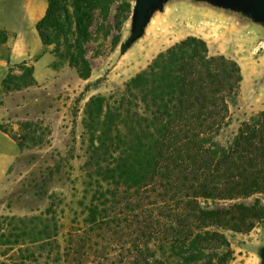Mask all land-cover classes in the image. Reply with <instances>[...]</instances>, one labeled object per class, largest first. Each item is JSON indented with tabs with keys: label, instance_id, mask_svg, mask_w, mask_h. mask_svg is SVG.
<instances>
[{
	"label": "trees",
	"instance_id": "trees-1",
	"mask_svg": "<svg viewBox=\"0 0 264 264\" xmlns=\"http://www.w3.org/2000/svg\"><path fill=\"white\" fill-rule=\"evenodd\" d=\"M46 1L36 23L41 42L55 45L87 79L84 42L96 11L106 18L113 0ZM123 3L119 10L131 11ZM241 80L234 59L210 55L202 38L188 36L131 78L121 95H92L82 121L90 231L110 227L119 210L129 209L142 239L135 264H228L233 250L219 228L250 231L264 222V201L205 209L199 199L264 200V110L241 122L231 139H218ZM34 83L31 66L22 75L9 72L1 87ZM0 131L7 133L1 124Z\"/></svg>",
	"mask_w": 264,
	"mask_h": 264
},
{
	"label": "rangeland",
	"instance_id": "rangeland-1",
	"mask_svg": "<svg viewBox=\"0 0 264 264\" xmlns=\"http://www.w3.org/2000/svg\"><path fill=\"white\" fill-rule=\"evenodd\" d=\"M134 1L113 0L106 18L98 11L94 14L84 42L91 75L83 79L54 52L55 45H43L36 27L24 22L26 17L14 16V9L23 8L24 0H0V21L8 27L0 29V42L6 38L14 42L20 29L24 43L34 51L26 61L9 67L6 75H22L45 53L41 65L52 57L51 70L42 68L40 83L35 80L20 90H0V124L7 132L0 131V147L9 152L10 141L14 148L13 159L0 170V264L140 262L134 249L142 239L129 209L119 210L114 223L100 231H90L85 221L90 192H85L87 152L82 121L92 95H121L131 78L180 40L200 37L210 55H225L240 66L239 94L229 106V125L218 137L220 141L231 139L241 122L264 110L261 25L207 3L170 0L153 15L145 34L121 54V43L131 30ZM123 2L130 3L131 11L119 10ZM25 122L30 124L25 126ZM257 199L264 201L261 194H253L235 200L200 198L199 202L202 208L214 209L234 202L250 205ZM219 231L233 250L228 264H259L264 222L248 232Z\"/></svg>",
	"mask_w": 264,
	"mask_h": 264
},
{
	"label": "crops",
	"instance_id": "crops-1",
	"mask_svg": "<svg viewBox=\"0 0 264 264\" xmlns=\"http://www.w3.org/2000/svg\"><path fill=\"white\" fill-rule=\"evenodd\" d=\"M47 8V2L45 3L43 0H40V2L36 3V0H24L23 8L18 7L14 9V16L17 14L20 15L22 14L26 19L28 26H35L38 20L44 15L45 11ZM22 9V11H21ZM23 24L22 28H25L26 26ZM0 29L4 30L7 29L8 27L5 26V22L2 19L0 21ZM23 30V29H22ZM22 31L20 29L17 30V35L15 37V41L11 42L6 38V41L0 42V90H1V82L6 73L8 72L9 67L12 65L18 64L20 62L26 61L29 59L30 56L33 55L34 51L30 49V47L24 43V39ZM43 54L40 56L37 60L34 61L32 64L33 67V76L36 80V82L40 83L41 82V74H42V68H46L48 70H51L50 64L52 63V57L46 62L45 65H41L40 61L43 56ZM3 141L5 140L4 138H1ZM8 149L10 150L9 152L0 147V170L4 171L5 165L10 163L11 160L13 159L12 152L14 150L12 142L8 141Z\"/></svg>",
	"mask_w": 264,
	"mask_h": 264
},
{
	"label": "water",
	"instance_id": "water-1",
	"mask_svg": "<svg viewBox=\"0 0 264 264\" xmlns=\"http://www.w3.org/2000/svg\"><path fill=\"white\" fill-rule=\"evenodd\" d=\"M170 0H135L131 17L129 36L121 43L120 52L125 53L131 45L145 34L146 27L156 12H161ZM207 3L216 8L239 13L259 24L264 29V0H192ZM260 262L264 264V246L259 252Z\"/></svg>",
	"mask_w": 264,
	"mask_h": 264
}]
</instances>
